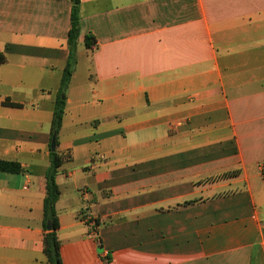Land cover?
<instances>
[{
    "label": "crops",
    "instance_id": "0c3cea01",
    "mask_svg": "<svg viewBox=\"0 0 264 264\" xmlns=\"http://www.w3.org/2000/svg\"><path fill=\"white\" fill-rule=\"evenodd\" d=\"M72 4L0 0V161L22 167L0 171V264H49ZM76 61L56 146L72 155L63 264H264V0H80Z\"/></svg>",
    "mask_w": 264,
    "mask_h": 264
},
{
    "label": "trees",
    "instance_id": "16d2710c",
    "mask_svg": "<svg viewBox=\"0 0 264 264\" xmlns=\"http://www.w3.org/2000/svg\"><path fill=\"white\" fill-rule=\"evenodd\" d=\"M72 13H71V28L68 35L69 44V60L67 66L64 69L61 79L60 89L58 91L52 119V139L56 138V146L58 147L57 137L62 128L63 118L66 109V92L70 84L71 77L74 73L76 65V53L78 47V38L80 34V0H72ZM86 47L89 50L96 48V40L94 36L87 35L85 38ZM0 62L2 60L0 59ZM72 157L71 151L59 152L57 150L52 151L50 146V165L46 171V196L44 198V219L43 227L45 230L43 243L44 254L49 264H63L61 257V242L58 236V230L60 227L56 203L59 199V188L57 185V176L60 168L70 160ZM0 171L7 173H20L22 167L16 162L0 161ZM234 173H228L224 176H230Z\"/></svg>",
    "mask_w": 264,
    "mask_h": 264
},
{
    "label": "water",
    "instance_id": "95a60500",
    "mask_svg": "<svg viewBox=\"0 0 264 264\" xmlns=\"http://www.w3.org/2000/svg\"><path fill=\"white\" fill-rule=\"evenodd\" d=\"M51 150L55 151L56 150V138L53 137L52 142H51Z\"/></svg>",
    "mask_w": 264,
    "mask_h": 264
},
{
    "label": "built area",
    "instance_id": "2783aa9c",
    "mask_svg": "<svg viewBox=\"0 0 264 264\" xmlns=\"http://www.w3.org/2000/svg\"><path fill=\"white\" fill-rule=\"evenodd\" d=\"M177 125H180V123H178Z\"/></svg>",
    "mask_w": 264,
    "mask_h": 264
}]
</instances>
